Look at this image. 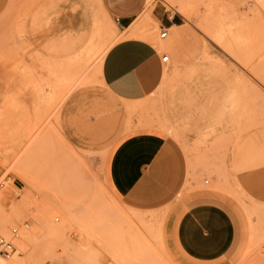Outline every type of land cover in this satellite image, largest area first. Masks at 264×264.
<instances>
[{
  "label": "rangeland",
  "instance_id": "1",
  "mask_svg": "<svg viewBox=\"0 0 264 264\" xmlns=\"http://www.w3.org/2000/svg\"><path fill=\"white\" fill-rule=\"evenodd\" d=\"M156 3L188 30L186 61L175 67L161 47L164 80L126 103L99 77L122 30L100 0H0V105L18 68L50 102L33 130L0 144V234L17 229L0 264H172L159 216L123 206L106 178L112 148L140 130L179 150L177 194L232 214L241 242L230 264H264V0H147L144 13ZM156 32L162 44L170 30Z\"/></svg>",
  "mask_w": 264,
  "mask_h": 264
},
{
  "label": "crops",
  "instance_id": "2",
  "mask_svg": "<svg viewBox=\"0 0 264 264\" xmlns=\"http://www.w3.org/2000/svg\"><path fill=\"white\" fill-rule=\"evenodd\" d=\"M100 3L114 20L118 18L115 22L122 29L102 58L100 80L112 96L126 103L140 102L164 80L161 47L176 60L175 67L185 64L188 30L177 14H169L159 3L147 13V0ZM156 28L170 30L162 44L156 41ZM13 82L0 105V144L8 131L21 139L33 130L34 116L50 103L46 104L36 79L24 69L18 68ZM184 177L177 147L151 130L122 137L106 164L109 188L123 206L159 216L161 241L172 264H230L241 242L237 222L210 196L177 194ZM219 194L223 195H215Z\"/></svg>",
  "mask_w": 264,
  "mask_h": 264
},
{
  "label": "built area",
  "instance_id": "3",
  "mask_svg": "<svg viewBox=\"0 0 264 264\" xmlns=\"http://www.w3.org/2000/svg\"><path fill=\"white\" fill-rule=\"evenodd\" d=\"M116 22H118V18H116L115 20ZM168 30L167 29H163L159 32V36L160 38H165L167 36ZM169 56L167 54H162L161 57V61L166 62L168 61ZM10 179L9 176H5L3 178L0 179V188L3 187L8 180ZM17 232L16 228H13L11 231V236H6V235H2L0 234V255L3 258H7L8 256L11 255V253L14 252L15 250V246H14V242H13V237L12 235L15 234ZM262 250H264V246H262ZM43 264H50L49 262H44Z\"/></svg>",
  "mask_w": 264,
  "mask_h": 264
},
{
  "label": "bare ground",
  "instance_id": "4",
  "mask_svg": "<svg viewBox=\"0 0 264 264\" xmlns=\"http://www.w3.org/2000/svg\"><path fill=\"white\" fill-rule=\"evenodd\" d=\"M184 5V4H183ZM104 9V8H103ZM106 13V12H105ZM107 14V13H106ZM92 34V33H91ZM159 43V42H158ZM164 43V42H163Z\"/></svg>",
  "mask_w": 264,
  "mask_h": 264
}]
</instances>
